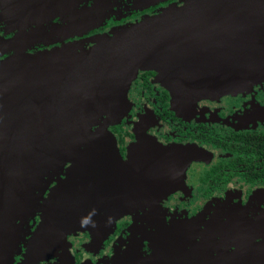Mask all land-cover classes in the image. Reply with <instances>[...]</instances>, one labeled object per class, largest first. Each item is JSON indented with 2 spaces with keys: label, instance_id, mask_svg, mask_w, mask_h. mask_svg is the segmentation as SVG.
I'll return each instance as SVG.
<instances>
[{
  "label": "water",
  "instance_id": "obj_1",
  "mask_svg": "<svg viewBox=\"0 0 264 264\" xmlns=\"http://www.w3.org/2000/svg\"><path fill=\"white\" fill-rule=\"evenodd\" d=\"M76 1L0 0V21L9 30H24ZM21 42L22 35L0 41V55L16 53L0 62V264H12L24 223L16 221L34 209L43 176L67 161L72 166L26 261L49 257L67 234L101 233L125 213L133 214L135 224L140 210L157 214L155 204L87 201L93 143L104 140L91 135L93 123L102 115L112 118L107 101L118 98L141 69L160 72L175 96L264 81V0H190L74 57L65 47L25 54ZM82 143L85 150L72 156ZM168 188H160L161 198ZM239 211L240 206H223L202 222L203 229L202 214L169 226L157 220V232L149 236L152 252L137 264H264V219L253 228ZM111 264H130L128 253H115Z\"/></svg>",
  "mask_w": 264,
  "mask_h": 264
},
{
  "label": "flooded vegetation",
  "instance_id": "obj_2",
  "mask_svg": "<svg viewBox=\"0 0 264 264\" xmlns=\"http://www.w3.org/2000/svg\"><path fill=\"white\" fill-rule=\"evenodd\" d=\"M187 1L77 0L24 30H9L0 21V41L22 35L25 54L65 47L74 57ZM2 52L0 62L16 55L12 49ZM237 83L221 92L175 96L160 72L139 70L118 98L107 101L112 118L102 115L93 123L91 135L104 140L93 143L95 158L88 167L93 174L84 195L96 204H155L157 214L144 216L140 210L142 218L135 217V224L133 214L125 213L101 233L67 234L49 257L35 255L26 261L27 249L72 166L67 161L43 176L34 209L24 210L16 221L23 218L24 223L13 243L12 264H111L115 253L126 252L129 263L137 264L152 252L149 236L157 232V220L169 226L202 214L203 229L202 222L214 219L223 206H240L243 220L257 228L264 219V81ZM84 145L72 156L85 150ZM164 186L169 190L161 198Z\"/></svg>",
  "mask_w": 264,
  "mask_h": 264
}]
</instances>
